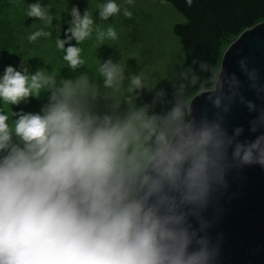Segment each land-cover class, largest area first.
<instances>
[{"label": "clouds", "instance_id": "1", "mask_svg": "<svg viewBox=\"0 0 264 264\" xmlns=\"http://www.w3.org/2000/svg\"><path fill=\"white\" fill-rule=\"evenodd\" d=\"M185 2L191 7L193 0ZM50 7L28 4L26 16L50 27ZM98 12L100 21L133 15L116 0ZM70 15L66 39L55 44L76 72L86 65L80 45L92 37L96 19L90 7L82 15L73 6ZM51 35L40 28L27 39ZM95 38L103 43L118 33L97 26ZM238 66L244 79L225 64L185 69L171 97L145 70L126 77L111 58L98 68L104 92L87 71L70 78L54 68L30 72L24 58L20 70L6 66L0 76V264H215L223 237L213 243L214 219L205 214L227 191L230 172L264 167V134L242 142L243 127L231 135L226 127L238 102L257 113L250 131L264 128V106L245 94L264 100L260 71L247 57ZM146 89L152 100L138 103ZM45 94L40 112L12 111ZM200 97L211 109L197 110Z\"/></svg>", "mask_w": 264, "mask_h": 264}, {"label": "rangeland", "instance_id": "2", "mask_svg": "<svg viewBox=\"0 0 264 264\" xmlns=\"http://www.w3.org/2000/svg\"><path fill=\"white\" fill-rule=\"evenodd\" d=\"M36 2L44 6L51 5L49 14L53 22L50 27L36 18L26 16L28 4ZM106 2L107 0H0V76L8 65L20 70V63L24 58L30 72L39 68H46L51 72L54 68L57 76L70 78L87 71L90 77H94L100 91L104 92L103 78L99 75L98 68L103 61L111 58L114 62L122 63L126 77L143 69L149 79L156 83L164 77L173 79L177 66L185 59V50L174 31V24L186 20L185 14L169 0H134L132 5H126L125 0H116V3L129 8L133 13L132 17L126 18L121 12L108 21H100L98 8ZM73 6H78L82 15L90 7L96 19L92 37L80 45L81 56L86 65L76 72L67 67L63 60L64 53L55 44L58 37L66 39L64 33L69 27L70 9ZM33 24L35 27H32ZM109 25L117 31L118 39L97 42L95 28L98 26L100 30H106ZM40 28L50 31L51 37H41L36 42H29L27 36ZM232 39L233 36L225 40L224 48ZM126 84L127 80L125 87ZM46 102L47 94L39 100L31 98L19 106L13 105L12 111L37 113ZM0 107H3L2 101ZM8 111L10 115L11 106H8ZM11 119L10 115L9 122Z\"/></svg>", "mask_w": 264, "mask_h": 264}, {"label": "water", "instance_id": "3", "mask_svg": "<svg viewBox=\"0 0 264 264\" xmlns=\"http://www.w3.org/2000/svg\"><path fill=\"white\" fill-rule=\"evenodd\" d=\"M244 57L248 58L250 66L259 69L264 83V19L243 29L230 42L223 51L220 65L225 64L226 70L240 74L238 61ZM245 94L258 106H264V100L258 99L253 92L245 90ZM195 106L198 111L211 109L203 97L196 100ZM256 115L237 102L226 118L229 134L234 128L243 127L244 132L238 138L242 142L264 134V128L255 133L250 131L249 122ZM227 179V191L205 214L214 219L208 230L213 243L221 235L223 237L215 264H264V167L245 166L230 172Z\"/></svg>", "mask_w": 264, "mask_h": 264}, {"label": "trees", "instance_id": "4", "mask_svg": "<svg viewBox=\"0 0 264 264\" xmlns=\"http://www.w3.org/2000/svg\"><path fill=\"white\" fill-rule=\"evenodd\" d=\"M169 1L186 16V20L174 24L185 59L177 66L173 79L164 77L156 83L158 89L168 91L169 97L173 86L179 83V73L188 68L199 72L201 62L220 64L225 40L232 36L234 39L243 29L264 19V0H193L191 7L185 0ZM152 98L146 89L138 103L150 102Z\"/></svg>", "mask_w": 264, "mask_h": 264}]
</instances>
